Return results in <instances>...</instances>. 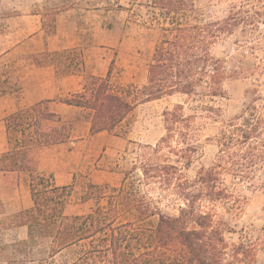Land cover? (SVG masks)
I'll use <instances>...</instances> for the list:
<instances>
[{
    "label": "trees",
    "instance_id": "trees-1",
    "mask_svg": "<svg viewBox=\"0 0 264 264\" xmlns=\"http://www.w3.org/2000/svg\"><path fill=\"white\" fill-rule=\"evenodd\" d=\"M231 3L230 13L225 18L191 22L186 18L194 9L193 0H132L133 6H146L152 10V17L160 23L146 82L119 84L112 80L109 69L104 76L91 74L80 90L60 101L81 108L90 123V132L94 134L115 131L129 120L140 104L166 96L191 97L199 88H203L205 95L222 96L226 81L237 72L229 68L225 58L215 56L213 49L241 25L256 27L264 7V0H231ZM39 14L43 16V28L54 31L58 13L49 12L48 23L44 15ZM2 27L0 25V32ZM10 51H2L0 58ZM36 57L40 65H53L64 74L81 73L85 66L83 52L77 47L47 49ZM5 71V75L0 74V96L15 87L12 71ZM49 102V99L38 101L5 117L9 138L20 133L22 146L31 144L34 139L39 145L69 140L72 125L64 123L60 113L50 111ZM200 108L212 113L219 110L205 104ZM184 110V104L179 103L163 112L165 136L155 146H142L139 157V168L147 183H159L171 190L179 202L177 214L164 213L153 198L146 195L129 193L124 196L126 173L118 188L121 213L128 215L134 211L137 220L120 221L119 205L111 196L106 209L69 215L65 207L73 184L54 186L52 174L33 169L30 187L35 207L0 219V231L16 225L28 226L25 240L7 243L0 239L1 253L13 248L24 258L18 261L0 259V262L51 264L56 256L71 250L75 256L67 264H256L254 245L244 240H227L225 232L233 228L219 215L217 207L233 203L228 205L233 213L242 207L235 185L224 182L225 173L236 180L249 182L264 169V112L251 104L243 114L228 120L219 140L217 160L190 178L183 176L178 165L183 163L184 168H189L197 149L193 118ZM48 119L59 125H46ZM174 136L178 138L173 142ZM18 152L19 149H12L3 153L1 157L10 162L0 168L4 171L18 169ZM89 187L101 186L90 183ZM54 199L60 201V208H49ZM152 216H158L153 243L136 248L133 241L145 235L138 222ZM38 238L49 239L46 256L42 258L32 251Z\"/></svg>",
    "mask_w": 264,
    "mask_h": 264
},
{
    "label": "rangeland",
    "instance_id": "rangeland-1",
    "mask_svg": "<svg viewBox=\"0 0 264 264\" xmlns=\"http://www.w3.org/2000/svg\"><path fill=\"white\" fill-rule=\"evenodd\" d=\"M131 1L0 0V25L3 26L0 32V53L20 43L0 58V74L5 75V70L12 71L15 84L14 89L6 94L9 101L5 111L36 102L48 93L40 80L52 76L38 72L37 68L50 64L40 65L36 59L37 55L47 49L52 51L77 47L83 52L85 66L80 73L83 75L81 84L91 74L104 76L109 69L112 80L119 84H144L160 23L152 17V10L146 6H133ZM193 4L194 9L188 13L186 19L191 22H208L227 17L232 3L231 0H193ZM66 10H70V24L60 22V27L57 28L59 15L56 14L55 30L48 31L43 28V16L39 13L44 15L45 22L48 23L51 18L47 15L49 12L60 13ZM39 32L37 37L29 39L32 34ZM48 37L51 47L43 45V39ZM213 53L217 57L225 58L229 68L237 72L226 81L222 96L205 95L203 88H199L197 94L191 97L166 96L140 104L129 120L112 132H88L89 123L81 109L73 108L66 114V121L73 126L74 141L83 140L81 143L70 144V149L74 150L70 161L75 168V180L65 207L67 214H87L96 208L106 209L111 196L119 205L120 221L128 218L137 220L134 211L130 215L121 213V192L118 188L121 187L126 173L128 178L124 196L129 193L146 195L153 198L164 213H178L179 202L171 190L159 183L149 184L144 179L139 168L142 146H155L166 134L163 112L172 109L176 104H184L185 114L193 118L197 149L193 153L189 168H184L183 163L178 165L183 176L193 178L202 167H209L217 160L219 140L228 120L243 114L251 104H256L264 112V7L256 27L252 29L241 25L233 34L225 36L214 47ZM62 74L64 72L60 69L59 77ZM72 87L67 86V89ZM202 104L219 110L212 113L200 108ZM177 138L174 136L172 141ZM1 160L5 158L0 157ZM113 171L120 174L122 181H105ZM91 179L101 187H89ZM223 179L226 184L235 185L242 199L241 209L234 213L229 209L233 203H229V206L219 204L217 207L219 215L233 228L232 231L225 232V236L231 242L244 240L254 245L256 264H264V169L259 170L257 177L249 182L236 180L228 173L223 175ZM87 196L89 199L84 200ZM84 201L87 203L83 204ZM49 206L58 209L61 206L60 201L54 199ZM157 222L158 216L138 222L145 235L133 241L136 248L153 243ZM16 237L17 234L12 232L0 235V239L7 243ZM48 243V238H38L32 249L36 257L46 256L45 248ZM23 256L13 248H8L4 253L0 251V259L3 260L13 258L18 261ZM74 256V251H66L56 256L51 264H67Z\"/></svg>",
    "mask_w": 264,
    "mask_h": 264
},
{
    "label": "crops",
    "instance_id": "crops-1",
    "mask_svg": "<svg viewBox=\"0 0 264 264\" xmlns=\"http://www.w3.org/2000/svg\"><path fill=\"white\" fill-rule=\"evenodd\" d=\"M69 11L70 10H66L58 13L59 18L57 20V28L60 27V22L62 24H70L69 21L71 19V15ZM58 32L59 29H57V33ZM68 33L70 34V32ZM39 34L40 32L38 34H32L29 39H34ZM69 34L66 35L69 36ZM19 44H17L16 46H18ZM43 45L46 47H51L50 37L43 39ZM16 46H14L13 48H15ZM63 49H65V47ZM57 70L58 69L53 65L40 66L37 68L38 72L51 75L52 77L40 80L43 84V87L47 88L46 90L48 91V93H45L38 100H36V102L44 99H49V110L52 112L60 113L63 122L71 124L70 122L66 121V114L69 113L70 110L73 108H81L63 103L60 101V99L68 96L73 92L80 90L83 85L81 84L83 75L80 73H69L60 75L61 77H59ZM55 79L57 81H55ZM70 85L73 87L67 89V86ZM47 86L50 88H48ZM8 101L9 99L8 97H6V94L0 96V157L3 153L9 150L19 149L16 158L20 167L15 170L6 171L0 168V219H6L9 216L18 214L28 209H33L35 207L30 187L31 172L33 169L52 174V183L54 186L73 184L75 180V168L72 165L70 158L72 157L74 150L70 149V144H77L83 141H74L75 137L73 136L72 126L71 137L66 142L54 143L49 145H39L35 142L34 139V141L30 142L31 144L22 146L21 141L23 136H21L20 133L12 139L9 138V134L5 125V117L18 111L19 109L30 106L36 102L28 104L24 107L21 106L13 109L10 108L9 110L5 111L6 103H8ZM45 124L50 126L59 125V123L49 119L45 120ZM87 130L88 132H90V123L89 126H87ZM9 162L10 159L1 160L0 167L1 165H6ZM113 178L115 180H113ZM120 179L122 181V177H120V174L113 171L109 174L105 181L119 182ZM91 183L95 184L98 182L91 179ZM82 203L85 204L87 203V201H84ZM7 232L17 234V237L14 238L12 241H20L28 238L27 225H16L10 228L2 229L0 231V235ZM31 262H35L38 264V261H28L25 264ZM0 264L7 263L4 261L2 263L0 262Z\"/></svg>",
    "mask_w": 264,
    "mask_h": 264
}]
</instances>
